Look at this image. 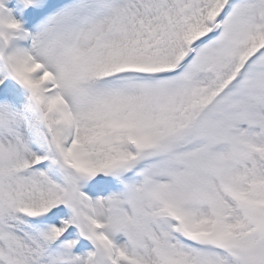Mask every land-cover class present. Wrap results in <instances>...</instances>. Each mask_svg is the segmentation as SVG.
Segmentation results:
<instances>
[{"label":"snow or ice","instance_id":"snow-or-ice-1","mask_svg":"<svg viewBox=\"0 0 264 264\" xmlns=\"http://www.w3.org/2000/svg\"><path fill=\"white\" fill-rule=\"evenodd\" d=\"M0 264H264V0H0Z\"/></svg>","mask_w":264,"mask_h":264}]
</instances>
